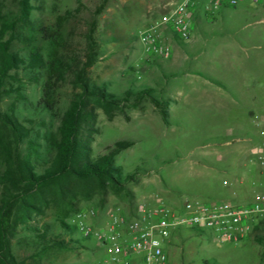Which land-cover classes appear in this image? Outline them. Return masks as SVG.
<instances>
[{
  "label": "rangeland",
  "instance_id": "1",
  "mask_svg": "<svg viewBox=\"0 0 264 264\" xmlns=\"http://www.w3.org/2000/svg\"><path fill=\"white\" fill-rule=\"evenodd\" d=\"M19 1L0 0V24L19 16ZM29 1L30 20L25 26L19 22L12 48L27 57L35 46L46 59L58 50L72 64L56 91V114L69 106L75 73L91 49L87 34L95 20L92 47L96 59L87 68V80L106 84L118 96L127 89L152 88L169 115L165 117L151 99L138 107L114 109L110 115L98 109L92 155L107 153L118 140L134 139L115 157L123 175H133L134 180L123 191L101 189L93 183L80 185L76 199L53 202L43 213L20 222L12 239L18 259L33 264L104 262V249L94 238L84 237L76 227L70 233L59 227V209L64 205L70 225L85 212L86 222L100 228L107 225L111 213L123 210L131 215L142 203L183 209L189 197L243 205L251 203L257 192H264L259 183L264 175L259 161L264 154V0H245L211 15L199 14L196 38L192 42L172 38L169 58L147 54L139 34L178 0H108L105 5L103 0ZM41 29L50 33L46 37L55 31L58 39L43 40ZM12 73L15 79L7 86L2 109L14 104L22 120L35 119L31 138L44 152L45 136L58 125L49 112H38L46 74L42 68L23 65ZM27 146L25 142L24 150ZM1 192L0 185V199ZM262 220L264 214L255 224ZM47 222L52 225L50 235L57 233L66 240L77 237L85 246L47 247L34 230ZM254 233L255 229L239 242L218 243L211 230L199 232L183 226L173 229L165 248L171 264H264L263 246L254 240ZM132 258L137 259L135 264H143L138 256Z\"/></svg>",
  "mask_w": 264,
  "mask_h": 264
},
{
  "label": "trees",
  "instance_id": "2",
  "mask_svg": "<svg viewBox=\"0 0 264 264\" xmlns=\"http://www.w3.org/2000/svg\"><path fill=\"white\" fill-rule=\"evenodd\" d=\"M107 1L103 0V5ZM19 5V16L10 20L7 18L0 24V264H33L18 259L12 250V239L20 222L31 220L33 214L43 213L53 202L58 205L59 200L66 202L76 199L80 185L93 183L101 189L112 187L123 191L127 190L128 182L134 180L135 176L123 175L122 167L115 164V157L133 145L134 139L118 140L108 147L107 153L92 155L91 142L97 132L98 109L110 115L114 109H123L126 105L138 107L144 100L151 99L165 117L169 115L168 109L155 96L152 88L136 91L127 89L118 96L110 92L106 84L99 86L87 80V68L96 59L92 47L96 44L95 20L87 34L91 49L87 60L75 73L69 106L62 113L56 114V91L59 84L65 81L72 64L60 56L58 50L51 53L48 59L35 46L27 57L13 50L18 24L22 21L21 24L25 26L31 13L29 0H20ZM40 31L45 41L58 39L53 35L55 31H50L49 37H46L50 34L47 29ZM21 65L25 68H42L47 77L38 112H49L57 118L58 125L55 131L45 136L44 152L40 151L41 145L31 138L35 119L30 116L22 120L14 104L8 110L2 109L1 102L8 91L7 86L11 79H15L12 72ZM25 142L28 143L27 150L23 148ZM65 207L59 209L62 217L57 218V222L62 231L70 233L74 231L75 225L65 220L68 215ZM191 228L205 232V229L199 227ZM254 229V240L263 246L261 259L264 260V220L255 224ZM34 230L38 238L47 243V247L74 249L85 246L77 237L66 240L57 233L50 235L52 225L48 222Z\"/></svg>",
  "mask_w": 264,
  "mask_h": 264
},
{
  "label": "built area",
  "instance_id": "3",
  "mask_svg": "<svg viewBox=\"0 0 264 264\" xmlns=\"http://www.w3.org/2000/svg\"><path fill=\"white\" fill-rule=\"evenodd\" d=\"M245 0H178L160 20L141 31L139 39L145 52L161 58L172 55V38L189 41L194 18L199 14H214L221 8L237 7ZM258 3L260 0H249ZM264 135V129L261 130ZM264 147V142H263ZM264 165V154L259 155ZM85 212L78 215L75 227L86 238H94L103 247L105 260L112 264H135L138 256L143 264H171L165 244L173 229L187 226L211 230L219 242H239L254 229L259 215L264 214V192H257L248 204L237 205L229 200L203 202L186 197L183 209L166 204L142 203L134 214L123 210L111 213L105 227L96 228L86 222ZM95 214V210L91 211Z\"/></svg>",
  "mask_w": 264,
  "mask_h": 264
},
{
  "label": "crops",
  "instance_id": "4",
  "mask_svg": "<svg viewBox=\"0 0 264 264\" xmlns=\"http://www.w3.org/2000/svg\"><path fill=\"white\" fill-rule=\"evenodd\" d=\"M200 17V15H197L195 16L194 18V25L192 27V36H191V40L189 42H192L195 38H196V32H195V29H196V24H197V19ZM259 183L261 185H264V175L263 176H260V179H259Z\"/></svg>",
  "mask_w": 264,
  "mask_h": 264
}]
</instances>
